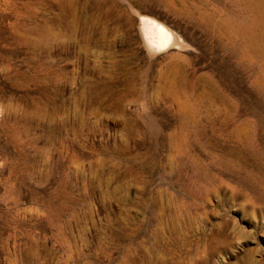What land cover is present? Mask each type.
Segmentation results:
<instances>
[{
  "label": "rangeland",
  "instance_id": "374dc122",
  "mask_svg": "<svg viewBox=\"0 0 264 264\" xmlns=\"http://www.w3.org/2000/svg\"><path fill=\"white\" fill-rule=\"evenodd\" d=\"M0 264H264V0H0Z\"/></svg>",
  "mask_w": 264,
  "mask_h": 264
},
{
  "label": "bare ground",
  "instance_id": "6f19581e",
  "mask_svg": "<svg viewBox=\"0 0 264 264\" xmlns=\"http://www.w3.org/2000/svg\"><path fill=\"white\" fill-rule=\"evenodd\" d=\"M141 22L144 37L154 48L164 49L174 43L173 34L160 22L148 17H142Z\"/></svg>",
  "mask_w": 264,
  "mask_h": 264
}]
</instances>
